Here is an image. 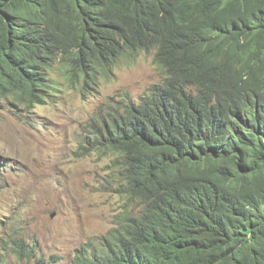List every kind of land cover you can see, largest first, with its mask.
Wrapping results in <instances>:
<instances>
[{
    "label": "clouds",
    "instance_id": "obj_1",
    "mask_svg": "<svg viewBox=\"0 0 264 264\" xmlns=\"http://www.w3.org/2000/svg\"><path fill=\"white\" fill-rule=\"evenodd\" d=\"M71 1L61 0L53 5L48 11L47 21L33 37L38 45L52 52L54 61L46 74L48 78L59 72L54 75L59 87L50 98L31 107L29 112H17L7 104L6 89L0 88V105H5L0 115L8 108L21 121L31 125L32 109L46 105L63 91L65 84L72 85L83 97L90 90L99 92L100 80L98 86H93L83 95L79 84L69 83L64 77L79 75L78 79L88 80L92 76L90 69L93 64L89 63L88 68L84 64L91 52L89 39L77 25V17L85 13L83 8L86 4L95 3L99 7L98 15L92 20L86 18V23L103 36L100 42L106 50L118 43L127 45L123 47L128 49L135 42L149 44L154 40V48L143 52L153 54L154 64L162 76V81L139 99L134 100L125 91L110 98L94 112L86 125L91 140L83 144H94L97 137L100 139L86 155L79 148L77 150L83 157L97 153L110 160V169L115 174L114 191L125 205L116 225L99 244H93L82 252L97 254L105 238L114 230L117 231L112 238L117 250L131 233L139 234L140 228V234L144 232L145 257L150 264H204V246L199 245L201 242L198 240L182 239L179 227L190 224L197 229L205 224L210 228L212 239L220 242L223 239L236 240L235 248L227 254L230 257L228 264H264L261 254L264 214H259L264 199L261 182L264 180V126L257 116L259 113L264 117V65L248 66L239 60L243 51L238 42L228 39L227 34L230 27L226 20L229 0H138L139 6L131 11L120 0ZM252 19L262 28V11L252 15ZM160 25L167 26L169 32L179 27L186 29L187 38L196 43L198 49L195 50L200 51L201 57L230 74V88L207 98L202 86L184 81L181 97L186 102L179 105V101H167L164 108L168 118L161 105L152 100L153 93L161 89L168 79L156 64V53L164 39L156 30ZM239 25L247 27V21L243 20ZM127 37L135 41L128 44ZM137 52L126 51L118 55V62L109 77L120 67V59L135 60L143 53ZM164 87L168 89L167 85ZM137 135L138 139L135 138ZM118 138L129 144L126 151L115 147ZM141 140L150 146L146 153L151 156L146 157L143 149L140 150ZM241 150L249 153L246 156L248 160L260 163L263 171L258 174L252 172L251 161L246 162L245 155L233 154ZM190 171L197 176L190 200L201 208V212L191 219L178 203L182 186L192 177ZM208 185L209 192L204 190ZM174 232L183 241L174 244L171 239ZM236 234L237 238L232 237ZM193 252L202 255L198 262ZM221 259L212 264H218Z\"/></svg>",
    "mask_w": 264,
    "mask_h": 264
},
{
    "label": "rangeland",
    "instance_id": "obj_2",
    "mask_svg": "<svg viewBox=\"0 0 264 264\" xmlns=\"http://www.w3.org/2000/svg\"><path fill=\"white\" fill-rule=\"evenodd\" d=\"M119 65L99 92L83 97L65 84L32 109L31 125L8 108L0 117V259L6 249V264H35L12 253L15 240L53 264H71L116 225L125 202L114 191L110 160L77 149L91 140L86 125L103 103L122 91L139 99L162 81L153 54L124 57Z\"/></svg>",
    "mask_w": 264,
    "mask_h": 264
},
{
    "label": "trees",
    "instance_id": "obj_3",
    "mask_svg": "<svg viewBox=\"0 0 264 264\" xmlns=\"http://www.w3.org/2000/svg\"><path fill=\"white\" fill-rule=\"evenodd\" d=\"M59 1L61 0H0V88L6 89L4 92L7 98L6 103L15 108L17 112H29L31 107L42 104L50 98L52 92L59 87V83L54 78V75L59 72L52 73L48 78L46 74L48 67L54 61V57L51 56L52 52L42 48L33 39L35 32L47 21L49 9ZM71 2L74 3V0ZM120 2L130 11L139 6L138 0H120ZM229 4L230 9L226 20L230 27L227 29V34L228 39L238 42L239 48L243 51L239 56V60L241 62L245 61L248 66L252 64L255 66L264 65V25L261 28L260 24H256L252 19V15H256L259 11L264 14V0H229ZM83 10L85 13H80L77 17V25L89 39L91 52L89 60H84V64L85 68H88L89 63L93 64L90 69L92 76L88 80L78 79L79 75L73 78L66 75L64 77L69 83L79 84L78 87L81 93L85 95V92L93 89V86L99 85V80L102 81L103 78H107L112 74L113 68L118 62V55L126 51L135 52V54H138L137 50H139V53L149 51L150 48H154V40L149 44L142 41L141 43L135 42L128 49L123 47L127 45L113 44L114 46L111 49L106 50L100 42L103 36L95 32L91 24L86 23V18L92 20L98 15L99 7L95 3L86 4ZM86 10L91 12H86ZM243 20L247 21V27H240L239 24ZM251 25H256V29L250 28ZM156 30L160 37L164 38L161 49L156 53V64L165 72L168 79L161 89L153 93L152 100L161 105L163 113L167 117L168 112L164 108V106H167V101H179V105L186 102L181 97V87L185 85L183 84L184 81H193L199 87L202 86L207 98L221 94L228 87L230 88L232 84L230 74L224 73L213 63L201 57L200 51L195 50V48L198 49L196 43L187 38L186 29L179 27L169 32L167 26L160 25L156 26ZM82 33L80 34L83 37ZM126 40L128 44L135 41L132 37H127ZM86 74L88 77L87 72ZM165 85L168 86V89H165ZM40 87L43 88L40 90ZM3 109H5V105H0V110ZM257 116L264 126V117L259 113ZM135 138L138 139V135ZM99 139L97 137L94 144L82 143L79 150L86 155L97 146ZM117 140L115 147L118 150L126 151L129 148V144L125 140H122V138ZM137 144L140 143L137 141ZM149 148L150 146L144 140H141L140 150L143 149L146 157L151 156L146 153ZM131 150L134 152L133 149ZM233 154L245 155L244 160L246 162L251 161L249 165L252 172L258 174L263 171L260 163L254 159H247L246 156L249 154L247 151H234ZM0 171H2L1 168ZM190 173L192 177L182 186L178 196V203L187 213L189 219L201 212V208L196 207L190 200L193 183L197 178L194 171H190ZM201 181L202 178L199 179L200 184ZM261 182L264 188V180ZM204 190L209 192L211 189L208 185ZM210 196H212L211 193L208 194V197ZM207 207L209 208V205ZM259 214H264V199ZM138 230L139 234L131 233V236L124 240L117 250L112 238L117 230L112 231L105 238V242L97 254L79 253L80 255L75 256L71 264H150L144 253V239L142 237L144 232L140 234L142 230L140 228ZM179 230L182 239L198 240L201 242L199 245L204 246L206 252L204 264H212L220 257L222 259L218 264H228L230 257H227V254L235 248L236 240L223 239L220 242L216 241V238L212 239L210 228L205 224L199 225L197 229L190 224L180 225ZM237 236L238 234L232 237L237 238ZM181 238L175 232L171 235L174 244L183 241ZM14 244L15 248L12 249L10 245L8 247L20 260H34L35 264H53L52 261L45 259L35 250L29 251L23 240H15ZM5 251L6 249L3 251L4 255L0 259V264H6ZM193 253L198 262L202 255L196 252ZM261 254L264 258V247L261 249Z\"/></svg>",
    "mask_w": 264,
    "mask_h": 264
},
{
    "label": "water",
    "instance_id": "obj_4",
    "mask_svg": "<svg viewBox=\"0 0 264 264\" xmlns=\"http://www.w3.org/2000/svg\"><path fill=\"white\" fill-rule=\"evenodd\" d=\"M55 217V215H52V218Z\"/></svg>",
    "mask_w": 264,
    "mask_h": 264
}]
</instances>
